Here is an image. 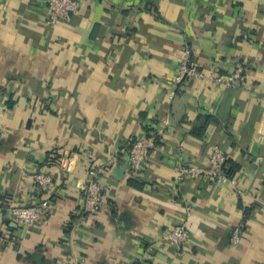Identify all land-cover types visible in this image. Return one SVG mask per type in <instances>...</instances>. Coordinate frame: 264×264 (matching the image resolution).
Returning <instances> with one entry per match:
<instances>
[{"label":"crops","instance_id":"1","mask_svg":"<svg viewBox=\"0 0 264 264\" xmlns=\"http://www.w3.org/2000/svg\"><path fill=\"white\" fill-rule=\"evenodd\" d=\"M79 1L50 26L45 0H0V264H264V0ZM187 47L206 75L241 65L246 79L176 84ZM149 133L137 173L128 150ZM215 146L239 169L229 182L180 179ZM96 168L104 201L88 216ZM43 198L33 227L7 213ZM183 223L178 250L165 235Z\"/></svg>","mask_w":264,"mask_h":264},{"label":"built area","instance_id":"2","mask_svg":"<svg viewBox=\"0 0 264 264\" xmlns=\"http://www.w3.org/2000/svg\"><path fill=\"white\" fill-rule=\"evenodd\" d=\"M46 4V24L55 26L61 21L68 20L73 14L79 12L81 3L79 0H45ZM208 80L219 85L242 84L246 79L244 69L239 65L231 78H222L208 76L201 70L199 64L193 59L190 48H185L180 61L179 73L176 78V84H181L187 80ZM174 97V93H171ZM156 133H149L143 137L137 138L132 142L128 150L129 166L132 171L142 172L148 165L151 151L156 144ZM228 157L219 147L215 146L212 150L208 170H203L195 166H186L181 169L180 179H205L207 181H221L227 183L230 181L225 173ZM67 161L62 163L63 169L67 166ZM106 170L96 168L90 171L89 178L85 185V197L83 213L88 216H96L101 211L104 201V183L103 178ZM35 182L40 188H49L53 184L52 177L42 172H36L33 175ZM52 202L48 198H43L39 202L28 206H16L11 204L7 213L21 226L30 228L41 222L50 212ZM169 244L181 250L190 242V232L186 224H180L174 227L165 235ZM241 239V229L234 230L232 235V244L237 245Z\"/></svg>","mask_w":264,"mask_h":264},{"label":"trees","instance_id":"3","mask_svg":"<svg viewBox=\"0 0 264 264\" xmlns=\"http://www.w3.org/2000/svg\"><path fill=\"white\" fill-rule=\"evenodd\" d=\"M239 170L236 165H233L230 161H227L226 163V168H225V173L228 177L234 175V173Z\"/></svg>","mask_w":264,"mask_h":264},{"label":"water","instance_id":"4","mask_svg":"<svg viewBox=\"0 0 264 264\" xmlns=\"http://www.w3.org/2000/svg\"><path fill=\"white\" fill-rule=\"evenodd\" d=\"M117 170H119V171H120V173L122 172V171H121V169H117Z\"/></svg>","mask_w":264,"mask_h":264}]
</instances>
